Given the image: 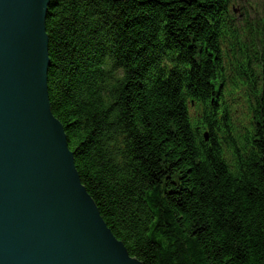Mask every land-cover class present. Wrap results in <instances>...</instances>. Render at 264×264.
<instances>
[{"label": "trees", "instance_id": "16d2710c", "mask_svg": "<svg viewBox=\"0 0 264 264\" xmlns=\"http://www.w3.org/2000/svg\"><path fill=\"white\" fill-rule=\"evenodd\" d=\"M229 1L50 0L51 112L142 264H264V38Z\"/></svg>", "mask_w": 264, "mask_h": 264}, {"label": "water", "instance_id": "95a60500", "mask_svg": "<svg viewBox=\"0 0 264 264\" xmlns=\"http://www.w3.org/2000/svg\"><path fill=\"white\" fill-rule=\"evenodd\" d=\"M50 0H0V264H142L81 184L48 96Z\"/></svg>", "mask_w": 264, "mask_h": 264}]
</instances>
